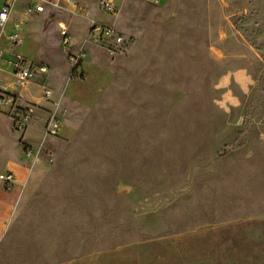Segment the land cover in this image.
<instances>
[{
	"label": "rangeland",
	"instance_id": "1",
	"mask_svg": "<svg viewBox=\"0 0 264 264\" xmlns=\"http://www.w3.org/2000/svg\"><path fill=\"white\" fill-rule=\"evenodd\" d=\"M120 1L103 17L122 43L14 4L35 69L24 96L53 95L24 131L0 116V171L21 166L0 187V264H38L39 228L154 237L167 242L159 264H264V0ZM61 23L85 52L77 67ZM57 102L61 130L45 136Z\"/></svg>",
	"mask_w": 264,
	"mask_h": 264
},
{
	"label": "crops",
	"instance_id": "2",
	"mask_svg": "<svg viewBox=\"0 0 264 264\" xmlns=\"http://www.w3.org/2000/svg\"><path fill=\"white\" fill-rule=\"evenodd\" d=\"M60 7H55L58 11H66L71 13L74 17L78 18L82 23L85 24V30L88 32L90 18H95L103 23L115 25V22L106 21L103 17L104 11L99 9V2L97 0H75L79 4L85 6V11L82 13H77L73 10V6L70 5L68 0H58ZM100 1V0H99ZM118 5H120V0ZM5 2V0H0V7ZM31 0H21L22 8L26 12V4L30 3ZM98 2V4H97ZM120 7V6H119ZM50 7L47 8V10ZM41 12L47 13L48 11ZM103 12V13H102ZM38 13H33L31 16L33 17ZM106 14V13H105ZM108 14V13H107ZM14 15L20 14L15 12ZM116 16V15H115ZM76 20V23L77 21ZM22 26L21 33L23 35L24 43H25V35L27 34L28 28ZM61 26H66L68 30L70 29V25H66L65 23H61L60 25V35H61ZM26 29V31L24 30ZM14 31L13 28V21L11 20L7 28L5 30L4 36L0 40V47L4 49L3 55L0 57V92H8L11 93L14 98L16 99V106L20 108H25L29 104H36L38 108H43L45 106L44 102H47L42 98L36 96H24L25 91H27L30 85L33 83L31 81L30 85L27 88H23L15 83V77L13 75V67L11 65V61L13 59V55L11 53L12 50H16L21 52L28 60H31L28 56H26L21 50V46L19 48H12L9 43L8 36ZM86 32V36H87ZM71 37V35H70ZM72 40V47L74 46V42L76 41V37L74 36L73 39L71 37L70 41ZM76 51V50H73ZM32 61V60H31ZM43 86L41 87L42 94H43ZM54 107H52L53 109ZM0 116L10 118L14 123V118L6 112H0ZM7 169L2 171H12L16 176V182L18 181L16 173L19 175L21 166L17 162H10ZM15 182V185H16ZM15 187V186H14ZM4 219V213L0 217V232L1 226ZM67 229V228H66ZM214 232L220 233L221 228H214ZM234 230L233 228H231ZM242 229V228H240ZM51 230H53L51 232ZM57 228H39L37 239L40 242L41 251L38 254V264H159V258H167V255L164 250H166V243L158 241L154 237H149L146 239H137L135 238L136 235H129L126 239H119L114 240L115 236L110 234L106 235L107 240H99L95 241L93 238V233L89 235L90 240H78L77 233H72L71 236L64 240L63 236H59V232L56 231ZM67 231V230H66ZM70 235V234H68ZM87 232L85 234V238L87 237ZM68 237V236H66ZM112 237V238H111ZM122 238V236H121ZM203 242L205 241L206 236H203ZM218 239H221L218 237ZM214 248L213 258L216 263L217 253L216 247ZM203 251H199L197 258H204L207 255L210 256L211 254H207L202 248ZM206 249V248H205ZM200 255V256H199ZM165 263V261H162ZM204 263V261H203ZM170 264H174L171 262Z\"/></svg>",
	"mask_w": 264,
	"mask_h": 264
},
{
	"label": "built area",
	"instance_id": "3",
	"mask_svg": "<svg viewBox=\"0 0 264 264\" xmlns=\"http://www.w3.org/2000/svg\"><path fill=\"white\" fill-rule=\"evenodd\" d=\"M19 0H5L0 7V40L5 34L8 23L13 21L14 31L8 36L9 43L12 48H19L23 43V35L21 33L22 20L18 15H14V4ZM155 3L161 0H151ZM73 10L77 13L85 11V6L79 4L75 0H68ZM60 7L58 0H31L30 3L26 4V12L41 13L45 12L48 7ZM99 9L108 14L116 15L119 11V5L117 0H100ZM87 36L95 42H106V43H122L125 41L124 35L114 25L103 23L95 18H90V24L87 32ZM61 39L63 45L69 50V54L73 65L79 66L82 59L85 57V52L79 51L77 53L70 51L71 37L69 30L66 26H61ZM4 49L0 47V57L3 55ZM13 59L11 65L13 67V75L15 77V83L23 88H27L33 76L35 75V69L33 62L28 60L21 52L12 50ZM46 67H41L40 71L45 72ZM1 85V79H0ZM53 95L52 89L44 87L42 98L46 101H50ZM36 104L32 103L25 108L16 106V99L11 93L0 92V112H6L14 118V126L17 130L24 131L32 121L33 110ZM66 112L64 107L60 106V102L56 103V106L50 113V116L44 125L45 136H57L61 130L62 122L61 116ZM42 149V145L36 151L35 155L38 157ZM48 153H52L51 150H47ZM32 149L28 150V155H32ZM16 182V176L12 171H0V187L5 191H10L14 188Z\"/></svg>",
	"mask_w": 264,
	"mask_h": 264
}]
</instances>
